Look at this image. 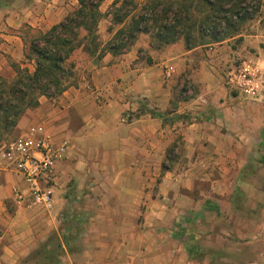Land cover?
Here are the masks:
<instances>
[{
	"label": "crops",
	"instance_id": "0c3cea01",
	"mask_svg": "<svg viewBox=\"0 0 264 264\" xmlns=\"http://www.w3.org/2000/svg\"><path fill=\"white\" fill-rule=\"evenodd\" d=\"M115 1L100 0L97 53L75 48L64 91L40 96L10 133L42 123L68 149L50 213L17 208L13 189L25 184L0 170V264L33 253L65 222L74 246L65 264L264 263V206L247 191L264 199V92L248 98L228 80L242 59L264 78V0L218 42L189 48L180 36L152 48L140 33L121 53L98 55L122 26ZM78 7L0 0V85L15 80L14 65L32 72L30 41Z\"/></svg>",
	"mask_w": 264,
	"mask_h": 264
},
{
	"label": "trees",
	"instance_id": "16d2710c",
	"mask_svg": "<svg viewBox=\"0 0 264 264\" xmlns=\"http://www.w3.org/2000/svg\"><path fill=\"white\" fill-rule=\"evenodd\" d=\"M117 2L112 4L113 22L122 26L98 55L105 51L113 55L121 53L140 33H149L152 48L172 44L180 36L189 48L218 42L235 33L251 14L244 0H148L140 8L135 0H122L116 6ZM78 3L79 7L64 21L30 41L26 57L34 60V70L29 72L14 65L15 80L9 85L1 83L0 143L4 135L13 131L26 109L38 106L40 96L52 98L64 91L72 74L71 65L67 67L64 63L75 48L85 42L86 52L91 56L97 53L100 0H78ZM80 29L86 31L84 37H79Z\"/></svg>",
	"mask_w": 264,
	"mask_h": 264
},
{
	"label": "built area",
	"instance_id": "2783aa9c",
	"mask_svg": "<svg viewBox=\"0 0 264 264\" xmlns=\"http://www.w3.org/2000/svg\"><path fill=\"white\" fill-rule=\"evenodd\" d=\"M170 76V71L166 72ZM229 82L248 98L264 92L262 72L251 59H242L229 73ZM68 145L54 144L45 125H28L18 135L0 143V170H9L25 184L12 193L17 208L50 213L54 209L53 186L56 164L62 161Z\"/></svg>",
	"mask_w": 264,
	"mask_h": 264
},
{
	"label": "rangeland",
	"instance_id": "374dc122",
	"mask_svg": "<svg viewBox=\"0 0 264 264\" xmlns=\"http://www.w3.org/2000/svg\"><path fill=\"white\" fill-rule=\"evenodd\" d=\"M259 0H244V3L249 6V13H255L258 8ZM197 14V12H195ZM201 13V12H200ZM195 14V15H196ZM11 138V134H6L3 137V140H8ZM256 171H259V168H256ZM264 188V185H262ZM247 191L251 194V201H257L256 203L262 204L264 206V199L260 196H257V191L254 188L247 187ZM250 196V197H251ZM70 227L68 222L62 224L60 230L52 233L43 245H41L33 253L22 258L15 264H65L64 256L66 250H73L74 246H67L70 238L73 237V234H70V230H62V228ZM260 264H264L263 262Z\"/></svg>",
	"mask_w": 264,
	"mask_h": 264
}]
</instances>
